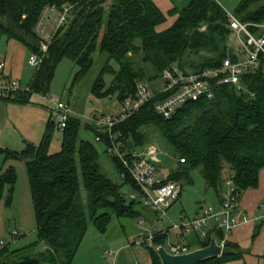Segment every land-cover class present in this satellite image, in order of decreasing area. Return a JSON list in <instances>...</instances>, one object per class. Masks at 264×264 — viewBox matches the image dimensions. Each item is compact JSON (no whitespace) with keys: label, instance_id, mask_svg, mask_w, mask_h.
<instances>
[{"label":"trees","instance_id":"1","mask_svg":"<svg viewBox=\"0 0 264 264\" xmlns=\"http://www.w3.org/2000/svg\"><path fill=\"white\" fill-rule=\"evenodd\" d=\"M71 7L68 23L62 27L41 66L37 69L32 91L48 93L56 69L64 58L78 66L75 82L84 78L95 63L96 54L106 55L92 87L97 97L115 95L123 102L136 93L142 80L159 79L174 64L199 72L217 67L228 57L230 15L217 0H191L182 9L165 14L153 0H0V38L16 40L31 54L40 51L36 27L46 7ZM168 15H178L168 29L157 27ZM242 22L264 23V0H239L233 14ZM112 78L107 86L105 75ZM244 90L232 86H216L213 98L192 100L176 110L169 119L154 108L159 95L132 114L115 131L128 150L148 145L150 131L157 132L171 154L178 159L167 180L193 183L192 172L200 170L208 188L220 198L227 180H232L240 195L260 185L264 169V72L243 77ZM32 93L14 92L0 96V102L15 98L29 103ZM55 125L49 119L39 145L25 142L22 150L0 148L5 159L26 161L33 199L39 241L44 252H35L37 244L9 251L0 250V264H73L90 222L103 233L114 218L135 219L144 215L140 201L127 202L122 188L138 186L120 159L107 152L111 143L81 119L70 117L63 131L62 149L50 150ZM83 130L102 135L105 154L111 160L122 184L113 181L101 163L102 156L89 140L82 139ZM181 159L184 161L182 162ZM17 183L14 167L0 169V201L10 206ZM257 234H254V238ZM213 237L223 238L221 230H213L199 244L205 247ZM155 243L164 244L165 235ZM230 252L199 264H224L243 257L237 245L227 241ZM200 247V248H201ZM151 264H161L155 249Z\"/></svg>","mask_w":264,"mask_h":264},{"label":"rangeland","instance_id":"2","mask_svg":"<svg viewBox=\"0 0 264 264\" xmlns=\"http://www.w3.org/2000/svg\"><path fill=\"white\" fill-rule=\"evenodd\" d=\"M232 15L239 3V0H217ZM7 38H0V55L4 54L7 47ZM229 44L239 47L236 36L231 35ZM40 53V51L38 52ZM107 56L96 54L95 63L89 73L75 82L78 69L77 64L70 58H64L58 65L55 76L48 93H36L33 91L29 103L16 102L15 98L0 103V148H11L22 150L25 141L39 145L41 142L46 123L50 117L55 125L52 135L50 150L53 153L62 149L63 131L58 128V119L54 110L55 101L67 105L71 110V117L80 118L83 124H89L94 114H110L120 106V101L115 95L97 97L92 93V87L101 71ZM29 56L25 63L24 80L20 81L21 87L26 90L31 87L35 77L37 67L28 63ZM107 86L111 83L109 74L104 77ZM148 81L157 85L158 79ZM2 80L0 83H4ZM81 114V115H80ZM82 139L91 141L100 152L101 163L108 176L118 184H122L120 175L116 172L111 160L106 156V146L95 139L92 130H83L80 134ZM147 146L157 149L155 157L158 166L163 172L168 171L172 166H177L176 159L170 152L162 137L154 130L150 131ZM144 147V148H145ZM14 167L17 172V183L10 206H6L5 198L8 195L6 190L5 198L0 201V250L4 249L3 243L8 246L9 251H17L37 244L35 252H44L47 245L44 241H39L37 232V222L34 210L33 199L30 191V182L27 172L26 161L23 159H5L0 155V169L5 170ZM171 168V169H172ZM161 172V171H160ZM193 183L183 184L182 194L175 204V209L169 210V217L172 222L180 223L179 216L172 212L184 211L187 217H195L199 206H211L209 199L215 194L207 187L200 170L192 172ZM127 202L131 201V195L135 190L128 184L122 188ZM172 224L169 220H163L161 225L156 227L168 228ZM150 225L147 223L143 227H138V219H123L118 221L114 218L106 233L100 232L93 222H90L86 236L84 237L73 264H151L152 251L148 248L136 249L130 246L133 236H137L139 231H148ZM143 228V229H142ZM142 229V230H141ZM19 235L14 236L15 233ZM172 239H180L177 232L171 233ZM205 241V239H202ZM184 242L193 246L198 243L194 234H187ZM165 246L168 248V242ZM196 246V245H195ZM199 248V247H198ZM195 248V249H198ZM156 250V249H155ZM116 253L114 258L109 257V253Z\"/></svg>","mask_w":264,"mask_h":264},{"label":"built area","instance_id":"3","mask_svg":"<svg viewBox=\"0 0 264 264\" xmlns=\"http://www.w3.org/2000/svg\"><path fill=\"white\" fill-rule=\"evenodd\" d=\"M71 7L62 9L56 6H48L36 27L40 37V53L30 55L29 63L32 66H41L51 43L58 31L67 25ZM230 29L232 35L239 41V47L234 48L237 61L228 57L217 67L206 68L199 72L182 69L178 64L166 68L157 85L148 80L139 81L136 85V93L120 103V106L110 114H94L90 119V125L101 134H105L111 143L107 146V152L121 160L128 169L130 175L138 186V191L131 195V200L140 201L157 214L159 220L169 217V210L179 200L182 193V185L174 180L160 175L159 166L155 160L158 152L156 147L147 146L128 150L120 139L121 134L115 129L132 114L138 112L144 105L157 98L159 95L169 93L163 99L154 103L155 111L166 119L173 116L178 108L189 101L203 97L213 98L216 86H232L238 92L244 90L243 77L251 72H264V23L242 22L230 14ZM231 46V45H230ZM6 63L0 59V96L7 97L14 92L33 93L31 87L23 91L20 81L6 77L4 69ZM54 110L57 112L58 128L61 131L67 127L71 117L70 108L64 103L55 101ZM98 142L105 143L102 135L95 136ZM183 162L184 160L181 159ZM226 190L222 193L221 206L202 207L193 218L180 216V223L171 222V226L165 230H151L146 235L136 237L130 246L132 248L156 249L158 245L155 238L165 235L168 248L165 249L173 255L189 253L192 248L184 242L187 234H194L198 242L207 239L213 230H221L223 238L217 240L221 246H225L228 235L239 222V207L241 195L232 180L225 183ZM177 232L180 239H172L171 233ZM19 235L15 233L14 236ZM5 245V243H3ZM116 253L111 251L109 256L114 258Z\"/></svg>","mask_w":264,"mask_h":264},{"label":"crops","instance_id":"4","mask_svg":"<svg viewBox=\"0 0 264 264\" xmlns=\"http://www.w3.org/2000/svg\"><path fill=\"white\" fill-rule=\"evenodd\" d=\"M153 1L165 14H168L173 9H182L191 2V0H153ZM223 7L225 8V6ZM177 18L178 15H172V16L168 15L167 21L159 25L157 27V31L161 32L168 29L175 23ZM7 42L8 43L4 54L0 55V59H2L6 63L4 74L6 77L15 78L18 79L19 81H22L24 80L25 77L24 75L25 63L27 61V57L29 56L30 58L31 53L23 44H21L16 40H7ZM48 119H50V117ZM159 169L161 171L160 175L164 178L165 177L167 178L170 169L165 172H163L160 167ZM225 190H226V186H224L222 192H224ZM214 194L215 195L211 199H209V202L211 206H214L215 208H219L221 206L222 200L220 196H218L215 192ZM175 204L173 205L172 210L175 209ZM142 205L144 204L142 203ZM144 206H145V208L143 209L144 215L137 218L138 227L141 228L148 223L150 225L148 227L149 230L143 231L142 228L141 229L142 231H139L137 236H133L132 238L133 240L140 235L148 234L151 230H158V231L165 230V228L156 227L157 225H161L162 221L165 219L159 220V217L157 216L156 213H154L148 206L146 205ZM203 206H204L203 204L199 206L195 215L200 212V209ZM172 213L175 216L178 215L179 218L181 215L187 216V214L181 210L179 211L176 210ZM238 214H239V222L235 226L234 230L228 235V242L233 243L237 245L240 249H242V251L244 252L243 257L238 260L228 261L224 264H264V169L260 174L259 187L256 189H249L242 194ZM166 220L172 222L170 217L166 218ZM254 234H257L255 238H254ZM165 243H166V237H165ZM199 243L200 242L194 243L193 246L189 244V246L192 248V250H195V248L201 247ZM160 246H163V244H158V247Z\"/></svg>","mask_w":264,"mask_h":264},{"label":"water","instance_id":"5","mask_svg":"<svg viewBox=\"0 0 264 264\" xmlns=\"http://www.w3.org/2000/svg\"><path fill=\"white\" fill-rule=\"evenodd\" d=\"M228 55L231 60L234 62L237 61L234 47H229ZM156 252L161 260V264H199L205 260L220 257L229 253L230 248L227 246H221L217 239L213 237L209 245L192 250L189 253L173 255L169 253L164 246L158 247Z\"/></svg>","mask_w":264,"mask_h":264}]
</instances>
